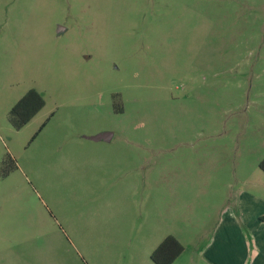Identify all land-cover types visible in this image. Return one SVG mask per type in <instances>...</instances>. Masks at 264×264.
I'll return each instance as SVG.
<instances>
[{"label": "rangeland", "instance_id": "obj_1", "mask_svg": "<svg viewBox=\"0 0 264 264\" xmlns=\"http://www.w3.org/2000/svg\"><path fill=\"white\" fill-rule=\"evenodd\" d=\"M6 156L0 264H153L167 235L205 264L237 198L264 210V0H0Z\"/></svg>", "mask_w": 264, "mask_h": 264}, {"label": "crops", "instance_id": "obj_2", "mask_svg": "<svg viewBox=\"0 0 264 264\" xmlns=\"http://www.w3.org/2000/svg\"><path fill=\"white\" fill-rule=\"evenodd\" d=\"M246 204L237 198L235 211L222 212L208 243L193 249L198 260L205 264H264V210L250 211ZM185 252L186 248L172 264L181 261ZM190 262L194 260L189 256L185 264Z\"/></svg>", "mask_w": 264, "mask_h": 264}, {"label": "trees", "instance_id": "obj_3", "mask_svg": "<svg viewBox=\"0 0 264 264\" xmlns=\"http://www.w3.org/2000/svg\"><path fill=\"white\" fill-rule=\"evenodd\" d=\"M44 100L34 89L28 90L10 109L8 121L14 129L22 128L42 107ZM11 162V164H8ZM16 168L14 161L6 156L1 160L2 176H7ZM259 169L264 173V158L259 162ZM183 245L172 235H167L152 251L150 260L153 264H172L182 253Z\"/></svg>", "mask_w": 264, "mask_h": 264}, {"label": "water", "instance_id": "obj_4", "mask_svg": "<svg viewBox=\"0 0 264 264\" xmlns=\"http://www.w3.org/2000/svg\"><path fill=\"white\" fill-rule=\"evenodd\" d=\"M111 137H112V134L110 132H103V133H100L92 137V139L93 140H101V139L110 140Z\"/></svg>", "mask_w": 264, "mask_h": 264}]
</instances>
